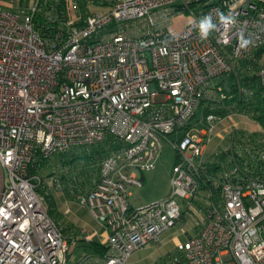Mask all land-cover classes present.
Segmentation results:
<instances>
[{"label": "built area", "instance_id": "built-area-1", "mask_svg": "<svg viewBox=\"0 0 264 264\" xmlns=\"http://www.w3.org/2000/svg\"><path fill=\"white\" fill-rule=\"evenodd\" d=\"M24 2L0 0V264H130L201 196L209 209L199 232L164 264H264V129L234 127L230 147L206 155L227 117L257 122L254 90L237 81L234 99L231 76L264 46V0H109L85 18L74 4L52 39L35 18L54 22L57 0ZM259 76L264 83V65ZM165 140L176 151L171 191L132 206L129 188L156 169ZM103 144L96 181L76 197L106 232L107 251L70 263L44 167ZM52 183L65 190L60 177Z\"/></svg>", "mask_w": 264, "mask_h": 264}, {"label": "rangeland", "instance_id": "rangeland-1", "mask_svg": "<svg viewBox=\"0 0 264 264\" xmlns=\"http://www.w3.org/2000/svg\"><path fill=\"white\" fill-rule=\"evenodd\" d=\"M43 15L45 14L43 13ZM53 17L56 19L52 15ZM185 20V15L176 18L175 27L180 28ZM59 25L63 26V23L60 22ZM262 65H264V56L260 60V67ZM201 116H203L202 111L199 112L193 123ZM225 121L221 130L218 129L209 136L207 156L216 148L226 150L230 147L228 134L231 132L230 129H234V127L248 133H255L263 129L262 124L237 114L227 117ZM93 149V147L74 149L67 154L53 158L44 167L49 209L52 216L62 224L66 235L71 240L69 244L72 253L79 250V245L77 244L86 242V237L88 236V232L77 225L89 226L93 219L85 207L78 205L76 197L80 192L89 191L98 177L101 159L91 163L85 155L86 150L91 152ZM97 149H100V147H97ZM175 158L174 145L165 140L156 169L145 173V181L142 186H131L129 188L132 193L129 197V202L132 206L160 200L170 193ZM53 176H58L63 180L65 185L63 192H59L54 188L52 183ZM179 201L181 200L179 199ZM208 209L209 199L207 196L204 198L201 196L199 201L194 202L193 210L182 216L178 223L165 231L158 243L136 251L130 258V264H164L173 257L181 256L177 250L178 244L184 242L196 230L197 232L200 230L201 224L198 225V223L206 216ZM77 256V253L73 255L74 258Z\"/></svg>", "mask_w": 264, "mask_h": 264}, {"label": "trees", "instance_id": "trees-1", "mask_svg": "<svg viewBox=\"0 0 264 264\" xmlns=\"http://www.w3.org/2000/svg\"><path fill=\"white\" fill-rule=\"evenodd\" d=\"M65 6L66 4L64 1L57 5L58 7L57 11L59 12L60 15H63L64 11L66 10ZM59 22L60 21L49 22L47 21V19L43 14H38L35 18L36 26L41 31V33L48 39L54 38L55 35L57 34V31L60 29ZM263 56H264V46H262L255 52L254 60L250 61L249 63H243L240 72L236 75L233 74L231 76V79L233 82L232 84L233 92L236 93V97H234V99L236 100L238 99L237 81H239L241 85L251 87L254 90L256 102L249 103L250 105L252 104V106L249 107L248 112L249 115L252 117V119H255V121L262 124L264 129V83L261 76H259L260 60L262 59ZM245 138H246L245 132H242L239 135V139H245ZM106 146H107L106 144H103L100 146V149L94 148L93 150H91V152L86 150L85 155L88 161L93 163V162H97L99 159H102L107 153ZM213 164L215 165L216 163ZM102 247H103L101 249L102 251H97L95 253L99 255H103L107 251V248L104 245Z\"/></svg>", "mask_w": 264, "mask_h": 264}, {"label": "crops", "instance_id": "crops-1", "mask_svg": "<svg viewBox=\"0 0 264 264\" xmlns=\"http://www.w3.org/2000/svg\"><path fill=\"white\" fill-rule=\"evenodd\" d=\"M63 1L66 4V6H65L66 10L70 9L75 4L77 7V10L75 11V13H76V15H80L82 18H85L89 14H93V13L107 12L109 10V4H110L109 0H57L58 4L63 2ZM24 4L25 5L27 4V0H26V2H24ZM47 14L48 15L51 14V15L56 17V19L53 17V21H60L62 18V15H60L59 13H57L55 11H53V12L50 11ZM225 120L226 119H224L223 121H221L217 125L215 131L218 129H220V130L222 129L223 123L226 122ZM230 130H232V129H230ZM208 147H209V145H208ZM207 150H208V148H207ZM207 150H206V152H207ZM210 155H208V156H210ZM144 177H145V175H144ZM78 205H80V204H78ZM88 213H89V211H88ZM91 217L93 218V219L91 218L92 219V222H90L91 225H89V226L77 225L78 227H81L82 229L87 231L88 236L86 237V239H87L86 242H81V243L77 244V245H79V248H78L79 250L77 252L75 251L72 253V249L70 250V252H69V262L70 263H74V262L78 261L81 258V256L86 254V253H89V252L95 253L97 251H102L101 250L103 248L102 246L103 245L106 246L105 245V241L107 238L106 232H104L101 229L100 225L97 223V221L94 219V217L92 215H91ZM77 218H79V217H77ZM198 232L196 230V232L192 235H189V237L196 235ZM71 253H72V255H71ZM76 253L78 256L76 258H74L73 255Z\"/></svg>", "mask_w": 264, "mask_h": 264}, {"label": "clouds", "instance_id": "clouds-1", "mask_svg": "<svg viewBox=\"0 0 264 264\" xmlns=\"http://www.w3.org/2000/svg\"><path fill=\"white\" fill-rule=\"evenodd\" d=\"M205 26L204 25H201V29L204 30Z\"/></svg>", "mask_w": 264, "mask_h": 264}]
</instances>
